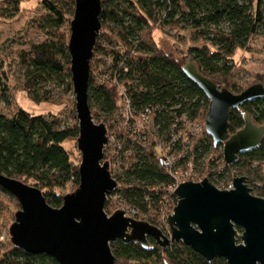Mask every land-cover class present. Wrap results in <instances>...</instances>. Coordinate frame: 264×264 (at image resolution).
<instances>
[{"label":"trees","instance_id":"trees-1","mask_svg":"<svg viewBox=\"0 0 264 264\" xmlns=\"http://www.w3.org/2000/svg\"><path fill=\"white\" fill-rule=\"evenodd\" d=\"M21 3L0 1V20L18 17ZM101 4L102 29L90 63L88 90L96 123H113L120 109L121 86L127 89L138 111L146 107L157 109V120L165 122L166 130L182 113L205 123L209 99L184 74L182 60L162 49L155 40L156 28L169 36L174 30L188 31L197 46L188 48L182 59L190 58L204 76L227 85L234 94L246 90L231 83L234 56L238 50H246L255 37H264V0H101ZM42 5L48 14L37 28L46 32V39L23 50L19 64L25 71L23 90L29 98L35 103H51L53 86L63 87L67 94L73 91L70 35L67 36L65 26L74 16L75 0H44ZM103 30L110 34L104 40ZM99 58L103 71L96 74L95 60ZM3 69L0 60V101L8 109V113L0 112V174L39 188L50 206L60 208L63 196L57 190L68 184L79 186V165L63 146L79 137L75 113L69 114L70 124L59 116H35L22 108L12 110L9 78ZM245 115L264 126V99L230 112V134L244 128ZM202 138L198 150L191 152V158L199 162L202 178L215 185L216 178L222 180L226 172L228 179L233 175L245 177L252 194L264 198V140L257 149L238 155L235 164L226 166L223 146H215L206 129ZM129 148L135 155L120 178L124 185L122 199L143 212L154 208L155 213L158 208L153 200L158 203L172 177L158 159L153 139L148 148ZM219 150L220 159L215 164L213 153ZM212 166L214 170L209 171ZM0 193L20 206L17 198L2 187ZM110 206L108 200L105 211L112 215ZM154 213L150 212V216ZM146 221L159 227L152 217ZM238 232L241 234L242 230L238 228ZM2 236L5 239H0V264H59L45 254L33 255L15 247L0 226ZM149 242V249L136 242H112L116 264H227L223 258L208 262L183 243L174 242L162 248L153 239Z\"/></svg>","mask_w":264,"mask_h":264},{"label":"water","instance_id":"water-1","mask_svg":"<svg viewBox=\"0 0 264 264\" xmlns=\"http://www.w3.org/2000/svg\"><path fill=\"white\" fill-rule=\"evenodd\" d=\"M101 15V0H75L69 51L81 153L79 186L63 197L60 208H54L39 188L0 174V187L20 203L9 228L11 243L29 254L50 256L59 264H116L112 242H136L149 249V239L162 248L183 243L208 262L223 258L227 264H264V198L252 194L245 177L234 175L232 190H219L207 178L182 183L176 190L178 203L168 218L170 237L149 222L126 217L121 210L112 215L105 211L117 184L105 160L106 126L96 123L88 99ZM182 69L209 99L206 131L215 146H223L225 162L233 165L238 155L257 149L264 140V126L245 115L244 128L230 134L228 120L232 110L263 100L264 84L234 94L204 76L194 62Z\"/></svg>","mask_w":264,"mask_h":264},{"label":"rangeland","instance_id":"rangeland-1","mask_svg":"<svg viewBox=\"0 0 264 264\" xmlns=\"http://www.w3.org/2000/svg\"><path fill=\"white\" fill-rule=\"evenodd\" d=\"M21 1V13L18 15V17L13 20H0V60L3 62V70L9 78L8 85L10 88L11 98L13 100V106L11 108L12 110L22 108L23 110L35 116H59L65 119L63 121H68L71 124L72 120L69 118V114L71 115V112L74 111V116L77 120L75 109L76 101L73 91L67 94L64 92L63 87L53 86V102L35 103L23 90L25 71L19 64V54L23 50H28L30 44L41 42L46 39V32L37 28V26L39 22H42L45 19L48 13L42 5L44 0ZM72 19L73 18H70V20ZM65 29L67 36H69V21L67 22ZM102 33L103 40L105 36L110 35L109 31L103 30ZM153 37L159 43L162 49H165L171 53L175 58L182 60L181 63L183 66L191 62L190 58L182 59V55H184L183 53H185L188 48L197 46V44L192 41V37L188 31L174 30L170 32L169 36L165 34L164 31L156 28L153 31ZM95 63V72L97 74V72L103 69V66L100 58L97 59V61L95 60ZM234 65L235 71L234 76L231 79L232 84L245 87V89L252 85L264 84V37L257 36L251 41L249 47L246 50H238L234 56ZM217 84L222 88L230 90V88H228V86L225 84ZM0 112L8 113V109L1 101ZM94 112L96 111L94 110ZM94 112H92V115ZM63 146L70 152L72 161L75 164L80 165L81 153L77 149V141H67L63 144ZM220 151L221 150H219L218 153H213L215 164H217V161L220 159ZM213 166L210 167L209 171L214 170ZM228 175L229 172H226L223 180L227 181ZM29 183L32 184V182ZM77 188L78 187H75L74 184H68L63 190H57V192L62 194L64 197L66 194L73 193ZM110 205L111 212H115L119 209V204L117 201L110 200ZM19 210L20 206L16 201H14L8 195L0 193V226L4 231V234H9V228L15 221V213ZM130 264L136 263L131 262Z\"/></svg>","mask_w":264,"mask_h":264},{"label":"built area","instance_id":"built-area-1","mask_svg":"<svg viewBox=\"0 0 264 264\" xmlns=\"http://www.w3.org/2000/svg\"><path fill=\"white\" fill-rule=\"evenodd\" d=\"M104 77L107 78L106 76ZM120 91L122 98L115 120L111 124L102 122L106 126L108 136L105 160L109 163L110 173L117 184L115 191L108 197L107 201H117L119 204L118 210L125 212V216L128 218L138 221L150 220V217L154 218L159 223L158 228L166 236L170 237L171 230L168 218L173 214L174 208L178 203L176 190L182 183L189 181L201 182L204 180L198 166L199 162L191 158V152L194 149L198 150L203 142L202 134L204 129H206L205 123H201L199 120H191L187 114L182 113L166 130L165 122L157 120L155 111L157 109L153 110L150 107H146L144 110L138 111L128 97L127 89L121 86ZM151 139L155 142L158 159L173 180L158 203L155 200H153L154 202L152 201L158 208L154 213V208L149 207L150 212L154 213L153 216H150V212H143L122 199L124 185L120 182V178L130 166L131 160H133L135 155L129 145H141L144 148H148ZM223 162L226 166H229L225 160ZM216 179L217 182L213 185L219 190L234 189V175L227 181L218 180V177ZM0 239L4 240L5 237L2 236Z\"/></svg>","mask_w":264,"mask_h":264}]
</instances>
